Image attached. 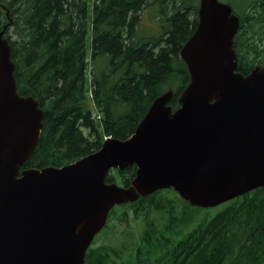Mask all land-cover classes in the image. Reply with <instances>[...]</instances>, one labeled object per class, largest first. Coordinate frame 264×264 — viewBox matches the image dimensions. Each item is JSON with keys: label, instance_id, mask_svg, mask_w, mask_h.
Returning a JSON list of instances; mask_svg holds the SVG:
<instances>
[{"label": "water", "instance_id": "95a60500", "mask_svg": "<svg viewBox=\"0 0 264 264\" xmlns=\"http://www.w3.org/2000/svg\"><path fill=\"white\" fill-rule=\"evenodd\" d=\"M200 23L181 50L190 83L154 100L134 135L62 168L25 169L44 111L21 96L11 46L0 33V264H85L117 205L174 188L193 206L215 207L264 189V69L238 72L232 8L201 0ZM136 165L130 187L106 183Z\"/></svg>", "mask_w": 264, "mask_h": 264}, {"label": "trees", "instance_id": "16d2710c", "mask_svg": "<svg viewBox=\"0 0 264 264\" xmlns=\"http://www.w3.org/2000/svg\"><path fill=\"white\" fill-rule=\"evenodd\" d=\"M154 3L166 8L161 30L139 37L141 12ZM197 3L0 0V33L5 30L11 45L17 90L36 99L45 112L40 141L23 168L61 167L98 151L106 137L127 139L153 101L169 89L175 92L169 104L178 107L190 81L180 52L197 26ZM235 45L245 61L240 72L247 75L264 52V19L257 14L243 19ZM136 170L112 171L107 181L129 186ZM131 207L145 220L151 210L165 213L161 226L145 223L140 239L148 252L158 251L161 264H264L263 189L199 220L202 209L183 202L173 190H162L115 208L110 219ZM112 252L117 259L90 248L85 264H132ZM144 261L138 256L136 264Z\"/></svg>", "mask_w": 264, "mask_h": 264}, {"label": "rangeland", "instance_id": "374dc122", "mask_svg": "<svg viewBox=\"0 0 264 264\" xmlns=\"http://www.w3.org/2000/svg\"><path fill=\"white\" fill-rule=\"evenodd\" d=\"M222 2H233L235 9L238 10L240 14H245L242 9L246 6L249 0H220ZM166 8L161 10V8L156 6V4H152L142 12L140 24L137 29V33L139 37H148L157 35L160 30V24L165 16ZM160 27V28H159ZM91 36V34H90ZM91 42V37H88V43ZM259 63L257 66L264 67V52L260 54L257 58ZM245 61L243 60V65ZM261 189V188H260ZM220 207H216L208 211L210 215L216 214ZM120 215L123 217L124 221H127V226L121 223L118 216L115 220L109 222L110 227L107 228L104 232H102L97 240L94 242L92 248L98 252L100 249L104 251H109L111 259H117L118 257L112 252H119L121 258L130 259L132 264H136L138 256L145 259L144 264H161L163 261L162 257L158 253V251L148 252V250L142 244L141 234L145 227V223L150 221L153 222L156 227L162 225L161 218L165 216V213L151 210L148 212L146 216V220L141 217H137L134 208L131 207L127 212L122 211ZM120 211H116L115 216L119 215ZM206 211H200L198 218L199 220L201 216L205 215Z\"/></svg>", "mask_w": 264, "mask_h": 264}, {"label": "flooded vegetation", "instance_id": "af4514ba", "mask_svg": "<svg viewBox=\"0 0 264 264\" xmlns=\"http://www.w3.org/2000/svg\"><path fill=\"white\" fill-rule=\"evenodd\" d=\"M246 5L258 6V10H257L256 14L259 16V18L264 19V0H249V2ZM239 63H240V61H239Z\"/></svg>", "mask_w": 264, "mask_h": 264}, {"label": "bare ground", "instance_id": "6f19581e", "mask_svg": "<svg viewBox=\"0 0 264 264\" xmlns=\"http://www.w3.org/2000/svg\"><path fill=\"white\" fill-rule=\"evenodd\" d=\"M131 136H132V135H131ZM131 136H130V137H131ZM130 137H128V138H130ZM128 138H127V139H128ZM114 139H115V138H114ZM119 140H122V139H119ZM124 140H126V139H124Z\"/></svg>", "mask_w": 264, "mask_h": 264}]
</instances>
